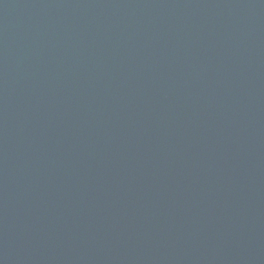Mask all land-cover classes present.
Returning a JSON list of instances; mask_svg holds the SVG:
<instances>
[{
	"label": "water",
	"instance_id": "obj_1",
	"mask_svg": "<svg viewBox=\"0 0 264 264\" xmlns=\"http://www.w3.org/2000/svg\"><path fill=\"white\" fill-rule=\"evenodd\" d=\"M0 264H264V0H0Z\"/></svg>",
	"mask_w": 264,
	"mask_h": 264
}]
</instances>
